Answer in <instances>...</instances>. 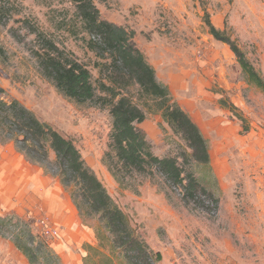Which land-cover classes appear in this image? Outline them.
Segmentation results:
<instances>
[{
  "label": "rangeland",
  "instance_id": "rangeland-1",
  "mask_svg": "<svg viewBox=\"0 0 264 264\" xmlns=\"http://www.w3.org/2000/svg\"><path fill=\"white\" fill-rule=\"evenodd\" d=\"M93 4L100 19L133 32L135 46L167 89L170 104L188 116L205 140L208 163L192 160L181 138L162 121L164 100L145 95L126 76L120 84L114 81L115 73L106 71L109 57L88 49L89 37L69 0H0V99L17 101L73 143L135 233L161 255L155 264H264V94L247 82L229 48L212 39L204 21L207 14L264 81V0ZM35 28L89 71L93 100H69L43 76L35 52L44 45L36 40ZM109 90L129 98L144 114L136 127L152 153L175 158L183 176L193 175L206 192L192 201L159 175H132L125 186L113 179L102 161L115 102ZM0 151L15 152L28 175L19 195L13 188L21 178L12 188L5 185L9 191H2L0 181V217L25 218L30 224L28 232L16 221L0 225V264H30L14 247V238L32 244L34 264H83L88 248L101 250L102 225L78 213L52 165L35 163L2 139ZM89 264L98 259L92 257ZM113 264L126 263L118 257Z\"/></svg>",
  "mask_w": 264,
  "mask_h": 264
},
{
  "label": "trees",
  "instance_id": "trees-1",
  "mask_svg": "<svg viewBox=\"0 0 264 264\" xmlns=\"http://www.w3.org/2000/svg\"><path fill=\"white\" fill-rule=\"evenodd\" d=\"M69 1L75 7V15L83 32L89 37L86 42L88 49L96 55L109 57L106 71L112 70L115 73L114 81L120 84L122 77L126 76L145 95L164 100L165 106L161 108L162 121L174 135L181 138L192 160L206 165L209 158L205 140L188 116L176 104H170L167 89L156 81L153 69L135 46L133 32L100 19L93 0ZM204 17L208 34L229 48L247 82L264 94V81L245 54L223 31L210 23L207 14ZM33 33L36 40L44 45L35 52L40 71L57 92L80 103L93 100L95 89L89 71L64 50H60L42 32L36 29ZM109 92H113L112 98L115 102L110 109L111 132L102 161L113 179L119 185L125 186L127 177L132 175L150 178L159 175L168 184L180 187L184 199L192 201L200 193L206 192L193 175L183 176L175 158H160L152 153L145 135L136 127L144 121V114L129 98L115 93L114 90ZM2 93L0 89V94ZM230 109L233 110V107L230 106ZM238 119L243 122L241 117L238 116ZM0 139L13 142L18 152L35 163L46 162L52 165L57 171L56 177L60 179V183L69 188L78 213L96 218L102 225L106 235L98 237V241L103 246L100 247L101 250L88 248L83 264H89L92 257L98 259V264H113L118 257L126 264H155L161 260V255L150 250L135 233L128 218L114 204L73 143L48 125L40 123L17 101L6 103L0 99ZM50 153L53 159L49 158ZM12 221H16L15 225H21L28 232L30 224L27 219L16 216L0 217V225L6 226ZM12 243L30 264H34L35 250L32 244L22 243L18 238L12 239ZM40 247L46 248L44 241L40 242Z\"/></svg>",
  "mask_w": 264,
  "mask_h": 264
},
{
  "label": "crops",
  "instance_id": "crops-1",
  "mask_svg": "<svg viewBox=\"0 0 264 264\" xmlns=\"http://www.w3.org/2000/svg\"><path fill=\"white\" fill-rule=\"evenodd\" d=\"M17 157L18 155L15 152H12L11 154H6L3 151H0V181L2 180V187H3L2 191H9L8 188L10 187L12 188L10 184L13 183L17 177L21 178L20 181L15 182L16 187L13 188L14 193L17 192L18 193L17 195H19L25 191L24 189L25 183L22 182V179L27 178L28 175H26L23 172V169L21 168V164H20L21 162L19 163V158ZM18 182L23 184L22 189H21L22 186H20ZM5 185H9L10 187L7 188ZM3 202H6V201L3 200ZM67 242H69L70 245L74 247L73 241L68 240Z\"/></svg>",
  "mask_w": 264,
  "mask_h": 264
},
{
  "label": "built area",
  "instance_id": "built-area-1",
  "mask_svg": "<svg viewBox=\"0 0 264 264\" xmlns=\"http://www.w3.org/2000/svg\"><path fill=\"white\" fill-rule=\"evenodd\" d=\"M44 233H45V235H47V234L49 235L50 231L45 228V232Z\"/></svg>",
  "mask_w": 264,
  "mask_h": 264
}]
</instances>
